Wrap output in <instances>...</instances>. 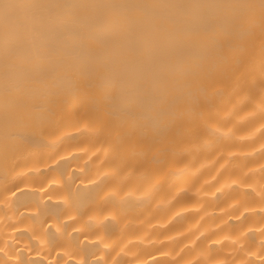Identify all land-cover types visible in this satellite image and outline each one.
Returning a JSON list of instances; mask_svg holds the SVG:
<instances>
[{"label":"clouds","instance_id":"clouds-1","mask_svg":"<svg viewBox=\"0 0 264 264\" xmlns=\"http://www.w3.org/2000/svg\"><path fill=\"white\" fill-rule=\"evenodd\" d=\"M244 2V62L182 100L151 155L89 107L33 106L38 143L0 172V264H264V0Z\"/></svg>","mask_w":264,"mask_h":264},{"label":"bare ground","instance_id":"bare-ground-1","mask_svg":"<svg viewBox=\"0 0 264 264\" xmlns=\"http://www.w3.org/2000/svg\"><path fill=\"white\" fill-rule=\"evenodd\" d=\"M248 7L244 0H0V172L25 140L38 143L31 112L46 102L54 113L89 107L121 135L125 152L162 148L153 133L183 119L176 106L229 84L244 62L239 40L259 23ZM174 138L169 128L164 139Z\"/></svg>","mask_w":264,"mask_h":264}]
</instances>
